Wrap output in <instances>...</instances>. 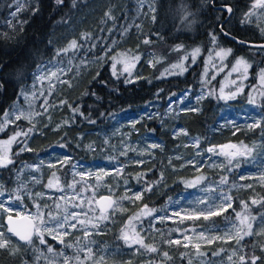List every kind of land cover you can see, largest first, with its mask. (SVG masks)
Segmentation results:
<instances>
[{
    "label": "trees",
    "instance_id": "1",
    "mask_svg": "<svg viewBox=\"0 0 264 264\" xmlns=\"http://www.w3.org/2000/svg\"><path fill=\"white\" fill-rule=\"evenodd\" d=\"M107 1L110 8L113 6L122 8L118 22L123 18L125 9L132 13L138 4V0H77V7L73 8L71 0H65L64 5H57L55 0H37L34 8H38L39 11L34 12L33 9L23 14L26 23L18 25L11 36L0 34V117L20 98L23 90L30 89L35 82L37 68L43 62L54 58L56 49L66 47L73 39L79 42L82 40L84 27H87L94 15L101 11L100 4ZM223 3L231 4L234 9L232 16L225 22L227 13L215 8V5ZM154 5L155 20L148 18L140 32L133 27L119 44L122 51L133 49L141 52L142 58L139 62L141 77L127 82L126 73L116 72L117 74L113 75L111 62L108 59L86 65L76 84L62 94L63 101L67 103L63 104L60 111H52V119L46 120L40 131L30 135L29 148L33 151L21 152L16 156L14 154L18 152V144L15 145L12 151L15 164L9 165L8 169L0 168V174L8 189L11 188V184L18 182L14 178L19 164L23 161L36 162L40 153H47L57 146L67 150L74 158L93 161L104 154V143L99 139L98 133L110 127L113 116L139 110L152 102H158L162 108H165L171 99H175L185 90H190L191 94L195 95L202 87L208 86L213 95L202 101V109L199 111L175 115L166 122L158 119L152 121L141 119L137 124L141 133L151 131L156 134L164 142L165 149L156 150L158 159L135 166L133 170L128 167L131 174L127 173V176L134 183L146 184L160 180V174L163 173V180L155 184L152 191L145 193L143 199L138 202L141 206L147 204L149 208L159 209L168 198L186 189L187 169H171V165L166 160L168 150L177 144V139L171 132L173 126L177 122L183 123L191 135L201 138L204 147H208L210 141L224 140L225 134L232 133L230 130L211 131V126L216 124L223 108V102L217 96L221 76L218 75L214 79L205 77L204 59L214 46L232 48V53L226 58L228 66L238 56L244 57L252 64L248 90L239 95L240 100L245 102L249 99L250 86L255 85L259 89L256 75L261 68H264V51L238 45L223 35L220 29V25L224 22L222 25L225 30L241 39L264 41V34L256 25L244 22L245 13L251 8L252 0H214V4L210 0H154ZM210 33L217 36L216 44H213ZM145 39L150 40L151 43H143ZM177 46H182L181 50H174ZM192 48H199L201 52L192 65H189L192 60L188 55L186 72L170 77L162 76L161 72L166 66L182 59L185 50ZM149 50L157 55V62L153 66L147 63L148 58L145 54ZM257 101L261 104L264 114V97L259 95ZM75 108L79 111L74 113ZM60 121L64 123L58 127ZM31 127L32 125L26 121L18 120L10 124L1 137L13 134L17 130L27 131ZM262 135L264 134L261 128H256L250 132L240 131L230 139L236 142H250ZM92 146H96L94 150ZM60 172L69 177L68 166ZM200 172L209 174L213 178L222 177L225 173L218 170L207 171V169ZM234 172V179L237 181L236 169ZM137 174H144L140 182L136 180ZM232 195V208L223 215L212 217V224L219 223L222 226L229 217H235L233 209L237 212L242 211L241 201L248 202L252 215L259 217L261 207L252 205L251 200L264 198L263 185L255 189H236ZM119 225L120 223H112L111 230L107 231L108 233L98 234V238L108 237L114 245H122V241L118 238ZM156 240L154 242L160 245L161 249L168 251L176 263L187 264V256L181 255L184 253L182 246L166 244L164 236L159 234ZM48 241L53 242L54 247H58L55 241L51 239ZM229 245L232 246V242ZM261 245H264V237L254 240L251 236L245 237L235 248L240 249L241 255H245L246 259L253 254L261 257L257 264H264V251H261ZM35 254L29 249L26 254L23 249L16 256L0 251V264H21L22 260L33 261ZM235 264H239V259Z\"/></svg>",
    "mask_w": 264,
    "mask_h": 264
},
{
    "label": "rangeland",
    "instance_id": "2",
    "mask_svg": "<svg viewBox=\"0 0 264 264\" xmlns=\"http://www.w3.org/2000/svg\"><path fill=\"white\" fill-rule=\"evenodd\" d=\"M36 2L37 0H19V6L21 10L17 12L18 0H0V34L11 36L17 26L21 24L20 22L24 21L23 14L31 12L34 9ZM150 4L155 9L154 0H144L143 4H141L140 0H138V4L134 7L132 13H130L128 9H125L123 18H121L118 22V15L122 11V8L120 6L116 8L113 6V8H110L108 1L104 4L101 3L99 6L101 11L94 15V18L88 23L87 27H84L83 34H91V40H80V43L83 44L84 47L79 49L74 56L70 52L68 56L51 58L43 62L35 72V75L38 74L39 69L51 60L59 59L63 61L64 65H67L69 58H71L72 70L68 72V74L64 76L63 79L70 80L72 86L69 87L67 84H57L56 91H54L51 96H47V92H45V96L48 98V103L53 105V107H49L45 112L44 108H42L45 97L39 95L41 86L35 81L34 83H36L37 98L34 100L31 99L30 93L33 88V83L29 90L25 89L22 91L29 94V99H25V97L20 94V98L14 102L6 112L11 113L15 108H21L25 113L33 111L41 113V115L32 117L31 122L24 118L20 119L31 124L32 127L35 125V128L32 132L33 135L37 131H40L46 120L52 119V111H60L62 109V94L69 91L76 84L80 73L83 71V68L86 65H92L94 63L102 62L108 59L111 62L112 68V64L114 63L112 57L115 56L119 58V54L127 52L139 55L141 60V52H137L133 49H131V51H122L119 48V44L124 39V36H126L133 27H136L137 32H140L143 30L147 19H152L155 11H150ZM109 11L115 19H110L105 15V13ZM13 12H17L15 17L12 16ZM261 12H264V10H257L256 15H254L251 18V21L248 23L254 24L257 27H264V19L261 18ZM130 15L131 17H129ZM92 44H96V47L92 48ZM109 48H111V51L107 52V55H105V51ZM219 48L228 49V47H223L221 45L214 46L204 59L203 71L205 77L207 78L216 77L218 75L221 76V82L219 83L217 94L218 97H221L222 95L227 96L229 92L235 91L236 84L232 83L233 80H235L237 84L241 83V81L238 79V73H232L230 76L228 74L231 71L232 66L235 64L236 59L242 56L236 57L232 64L228 66L226 63L227 57L221 58L216 56V52L219 50ZM193 49L196 48L185 50L183 57L190 55L192 60L191 53ZM145 55L148 58L147 63L149 66H153L157 62V55L152 50L146 52ZM98 57H102V59H98ZM182 59L179 61H174L170 65L166 66V68H164L161 72L162 76L170 77L175 74L186 72L188 69L186 66L187 60H183V65L186 69L184 71H181L179 68L172 67L173 65L180 64ZM196 59L197 56L195 61ZM81 60H83L85 63L80 64ZM140 60L136 62L135 66L130 69L131 75H129L128 72L123 71L122 64L116 65V72L126 73L127 80H136L137 78L141 77V70L139 68ZM248 62L250 63V61ZM194 63L195 62L191 61L189 62V65ZM221 64L224 65L222 71L219 70ZM251 70L252 64L251 68L248 70V78L243 81V84L245 85L243 93L247 89L248 82L251 79ZM253 86L255 85L250 86L248 93L249 99L251 97H255L256 105L249 104V99L245 102L241 101L239 98L240 94L237 95L235 99L219 98L223 102V108L218 115L216 124L211 126V131H232L230 134H225L224 140H217V142L212 140L210 141V144L207 145L208 147H204L201 143V138L191 135L184 127L183 123L177 122L173 126L171 132L177 139V144L168 150L166 160L167 163L171 165V169H187V177L185 179L186 189L168 198L165 204L162 205L161 208L156 209L157 211L154 213L155 216H168L171 217V219L164 221L154 220L151 231H148V221L152 220V217H148L144 221L145 231H143L141 235L146 238V243L156 246L159 251L157 253H148L142 249L139 253H137L135 252L134 248H129L125 244L120 246L114 245L110 238L103 237L100 239L98 238L97 234L94 233L91 236V239L95 241V243L92 245L94 260H99V258L103 256L104 264H179L176 263L174 259H169L162 255L163 252L168 251L161 249V246H158L154 242L157 241L156 236L158 234L163 235L165 240H182L183 238L180 232L171 230L176 228H187L189 229L188 235L192 236L193 243H196L197 241L195 239V234L190 230L193 226L196 227L197 232L213 228L215 230L211 232L212 235H224L226 230L232 228V222L236 219V217L233 216L229 217L226 223L220 226L219 223L212 224V218L211 220H208L209 222L201 218L197 221L185 220L184 223L181 224L179 223V218L173 215V213L176 211H181L183 214L184 211H191L192 208L196 206V201L199 199H207L209 203H212L218 195L222 194H229L233 198L232 192L236 189H255L259 185L264 186V182L261 181V176L264 175V135L257 137L250 142H242L243 144L248 145L250 148H253L252 155L246 157H237V160H234L231 164L228 163L225 157L205 151L207 148L214 145L219 146L228 143L239 145L241 142H236L230 139V137L234 135L233 133L236 134L240 131L250 132L254 130H249L246 126L252 124L255 120H259L264 114L261 109V104H259L257 101V97L259 96L258 92L252 91ZM44 87H47V81L44 82ZM221 89H223V93L221 92ZM210 95H213L211 88L204 86L195 95H192L190 90H185L175 99H171L165 108H162L158 102H152L147 106L140 108L139 110H132L122 115H115L111 118L110 127L108 129H103L100 131V133H98L99 139L104 143V154L102 156H98L93 161H84L74 158L72 154L60 146L50 149V151L47 153H40L36 162H29L25 160L19 164V169L16 172V178H14V180H17L18 182L11 184L10 189L6 187L5 180L0 174V185H3V190L5 192L4 197H0V200H7L10 196H13L16 193L17 189H20L21 185H24V188L21 189L20 194L24 196L23 205L27 206V209L35 211L33 199H36L41 205L47 204L51 206L50 209H45L46 213L49 210L53 211L54 213H63L65 202L59 201L57 198L60 196H73L72 190L69 189L67 185L72 183L74 174L76 173H85L83 181L76 185L77 192H80L84 187L85 181L88 185L92 186V188L87 192L81 193V196L85 199L92 195L93 190L95 191L97 199L103 194H109L117 199L125 193L126 188H130L132 192L141 191L145 187V182L141 184L132 182V179L128 178L127 176V173L131 174V170L128 171L127 168L130 167V169L133 170V167L135 166H141L146 162L158 159L156 150L162 151L165 149V144L156 134L151 131H144L141 133L139 127L137 126L138 122L141 119L150 121L158 119L161 122H166L169 119H172V117L175 115L180 116L182 113L189 112V108H197L200 110L202 109V101ZM30 103L31 107H29ZM63 123L64 121H60L57 126L60 127L63 125ZM233 125L239 126L240 130L237 131L236 127ZM182 131H186L188 134L183 135ZM4 132H0V140H6L12 135L8 134L6 137H1ZM197 138L199 139L198 147L194 144V141ZM26 139V144L29 147L30 139L29 137ZM152 144H158L161 147L152 148L150 147ZM15 145L17 144L13 143L10 146L11 153ZM22 146V144H18V151ZM95 147L96 146H92V150H94ZM122 153H126V155H122ZM177 157L180 158L177 159ZM63 160H66V162L62 164L61 161ZM41 161L43 163H41ZM136 161H144V163H135ZM169 161H171V163ZM188 161H193L194 163H188ZM237 161H239V167H236ZM37 165H39V170L36 169ZM50 165H54V167H51ZM67 166L69 177H66V174L60 172ZM117 168L122 170L121 175L116 174ZM203 169H207V171L218 170L225 173L222 174V177L213 178L209 174H202L200 171ZM234 169H236L237 181L234 179ZM53 172H55L56 175L60 177V182L65 189L64 192H59L55 189H48L45 187ZM87 173L100 174V181H97L96 175L90 176L87 175ZM104 173H108V175H104ZM198 177L204 178L201 183L197 184L195 187L187 186V182L195 181ZM224 177L227 178L228 183L220 184V180ZM241 177L244 178L242 179ZM33 178L39 180L40 183H34ZM75 179L80 181L81 177L79 175H75ZM125 180L127 181V184L124 183ZM246 185H252V187H242ZM109 188L111 189V192L109 191ZM206 188L213 189V191H204ZM29 192L32 193L31 197L27 195ZM37 192L46 193L45 198L41 200L36 197L35 194ZM129 195H131V192ZM49 196L52 197V199H48L47 197ZM139 201L140 200L136 201L134 204L127 200L122 201L121 203L126 211L118 212L115 216V222H109L107 228L102 234L108 233L107 231L111 230L112 223H120V231L127 218L132 214L139 212L143 207L139 205ZM215 202L219 203L220 201L215 200ZM56 203H60L62 207L57 209L55 207ZM66 207L68 211H80L77 208H73L72 203H68ZM199 207H204V205H199ZM19 210L23 212L24 208L20 207ZM13 215H15V213H13ZM2 219L3 218L0 217V222H2ZM201 220L203 221L199 223ZM259 228L260 223L259 218H257V221L253 224V231L257 232L259 231ZM76 237H81V241L84 243L83 233L80 231H73L71 236L65 237V243H75ZM252 237L254 240H259V238L264 237V235H254ZM45 238L55 241V243L58 245L56 248L54 247L53 242L48 241L49 244L53 246L54 251L59 252L61 249H63L67 255H74L72 249H65L64 245L59 244L58 241L53 240L51 237L46 236ZM231 242L232 246L229 245ZM200 243V251L202 253H206V255H196V250L191 247V245L188 248L182 247L184 253H186L187 256V264H189V260H191V264H234V262L238 260L239 255H241V250L235 248L237 245L235 240L229 242L215 241L212 244H206L203 242ZM36 247L40 249H46V245H40L38 241H36ZM28 249L33 250L31 248ZM221 249H223V251H220ZM21 250H23V248ZM208 250L209 252H207ZM233 250H235L238 255L233 256L232 260L230 261L228 257L232 255ZM215 252H219V255H214ZM168 254L169 257H171L169 252ZM46 255L51 257V254L46 253ZM81 258H83V253H81ZM27 262L28 264H33V261ZM39 264H46V262L42 259ZM53 264H62V258H55L53 260ZM87 264H92V261H88Z\"/></svg>",
    "mask_w": 264,
    "mask_h": 264
},
{
    "label": "snow or ice",
    "instance_id": "3",
    "mask_svg": "<svg viewBox=\"0 0 264 264\" xmlns=\"http://www.w3.org/2000/svg\"><path fill=\"white\" fill-rule=\"evenodd\" d=\"M141 4L144 3V0H140ZM210 2L214 3V0H210ZM57 5H64L65 0H55ZM71 6L73 8L77 7V0H71ZM150 11L154 12L155 9L149 5ZM21 10L19 6H17V12ZM220 12L227 13L229 16L233 13V6L228 3H223L220 5ZM257 10H264V0H252L251 8L248 12L245 13L244 22L248 23L251 21V18L256 15ZM39 11L38 8H34V12ZM17 12H13L12 16L15 17ZM110 19H115L111 12L105 13ZM261 18L264 19V12H261ZM152 19L155 20V16H152ZM219 19V17L217 18ZM66 22V21H65ZM21 24L26 23V21H21ZM259 27V26H258ZM221 32L225 36H230L224 26L220 25ZM22 30V29H21ZM259 30L262 34H264V27H259ZM211 40L213 44L217 43V36L214 33H210ZM91 34H82L81 39L88 41L91 40ZM233 41L246 47H256L261 51H264V44L260 45H252L246 41L238 40L236 37H232ZM115 43V42H113ZM143 43L148 44L151 43L150 40L145 39ZM84 45L81 44L78 40H71L68 42L67 46L62 49H56L55 57L59 58L62 56H68L71 52L73 56L78 52L79 49L83 48ZM96 44H92V48H95ZM182 46H177L176 51L181 50ZM91 50V49H89ZM111 51V48L105 51V55L107 52ZM200 53V49H193L191 53L192 61L195 62L196 56ZM232 53V49L228 48H219L216 52L217 57H227ZM98 59H102V57H98ZM188 56H184L181 63L177 65H173V68H179L181 71L186 70L183 65V60H187ZM114 63L112 64L113 75H116V65L122 64L123 71L128 72L131 75L130 69L135 66V63L140 60V56L136 54H131L130 52L119 54V58L112 57ZM83 60L80 61V64H84ZM224 65L221 64L220 71L223 70ZM251 68V64L245 60L243 57H239L236 59L235 64L232 66L231 71L229 72V76L232 73H238V79L241 83L237 84L235 80L232 81L233 84H236L235 91L229 92L227 96H221V99H235L237 95L242 94L244 91L245 85L243 81L248 78V70ZM72 70V59L69 58L67 65L63 64L62 60L56 59L51 60L47 64H44L40 69L38 74L35 75L36 83L40 84L39 95L44 96V102L42 104V108L46 112L49 107H53L48 103L47 96H51V94L56 91L57 84H67L69 87L72 86L70 80L63 79L64 76L68 74ZM99 75V73H97ZM213 79L215 77H212ZM257 80L259 84V89L256 86H253L252 91L258 92L261 97H264V68H261L257 73ZM47 81V87H44V82ZM127 82H132L128 80ZM36 83L33 84L32 91L30 93L31 99L37 98L36 91ZM45 92H47V96H45ZM223 93V89H221ZM21 95L25 97V99H29V94L22 92ZM66 101H61V104H66ZM249 104L256 105L255 97H251L248 100ZM31 107V103L29 104ZM71 107V105H69ZM79 109H73V112H78ZM188 111L196 112L199 111L197 108H189ZM36 115H41L39 112H28L25 113L21 108H15L11 113L5 112L2 117H0V132H4L10 124L15 123V121L20 120L21 118L27 119L31 122L32 117ZM83 115V113H80ZM50 119V117H49ZM68 123V121H65ZM264 115L261 116L259 120H255L252 124L247 125L246 127L249 130H253L255 128H261L262 134H264ZM46 126V125H45ZM134 126V125H133ZM236 127V130L239 131V126L233 125ZM59 127V126H58ZM35 125L33 127L28 128L27 131H14L11 136L6 140H0V168L8 169L9 165H14L15 160L13 159V154L11 153L10 146L13 143L22 144L23 146L19 148V151L14 155L19 156L21 152H31L33 149L29 148L26 144V139L21 140V137L28 138L32 134ZM181 134V133H177ZM183 135H187L186 131H182ZM235 134V133H233ZM195 146H199V139L197 138L194 141ZM63 146V145H62ZM91 148V145H89ZM150 147L158 148L161 147L158 144H152ZM205 151L208 153H213L215 155L223 156L231 164L234 160H237V157H246L251 156L253 152V148H250L248 145H245L241 142V144H224L219 146H212L207 148ZM122 155H126V153H122ZM199 155V153H198ZM180 157H177L179 159ZM67 159V158H66ZM66 160L61 161V163H65ZM171 163V161H169ZM41 163H43L41 161ZM135 163L142 164L144 161H136ZM188 163H194L193 161H188ZM54 167V165H50ZM30 167V166H29ZM236 167H239V161L236 163ZM36 169L39 170V165L36 166ZM116 174L121 175L122 170L117 168ZM75 175H79L81 180L78 181L75 179ZM85 173H76L74 174L72 183L68 184L67 187L72 190L73 196L66 197L60 196L57 199L59 201L65 202L64 212H53L51 210L45 212V209H50L51 206L44 204L41 205L36 199H33V205L35 211H31L27 209V206L23 205L24 196L20 194L21 189L24 188V185H21L20 189L16 190V193L13 196H10L7 200H0V217H2V222H0V251L7 252L10 256L19 255L21 249H24V253H27L28 248H31L36 253L33 264H39V262L43 259L46 264H53V260L55 258H62V264H87L88 261H92V264H104V258L101 256L99 260L93 259V249L92 245L95 243L91 239V236L95 234H102L104 230L107 228L109 222H115V216L118 212L126 211L123 208L122 201L127 200L130 203H135L138 200H142L145 193L151 192L152 188L155 184L160 183L163 180V173L160 174V180H157L152 183H146L145 187L139 192H132L130 188H126L125 193L117 198L113 199L111 195L109 196H101L99 199L96 198L95 191H92V195L88 198H83L81 196L82 192H87L92 188L91 185H88L87 182H84V187L80 192L76 191V185L83 181ZM87 175H96V179L99 182L101 179L100 174L87 173ZM104 175H108V173H104ZM144 174H137L136 180L140 182L142 176ZM242 179L244 177H241ZM203 177H198L197 180L192 182H187L188 187H195L197 184L201 183ZM261 181L264 182V175L261 176ZM34 183H40L39 180L33 178ZM127 184V181H124ZM228 180L226 177L220 180V184H227ZM234 186V185H233ZM48 189H55L59 192H64V186L60 182V177L56 175L55 172L51 174V178L48 180L45 185ZM242 187H252V185H246ZM111 192V189L109 188ZM204 191H213V189H204ZM131 192V195L129 193ZM5 192L3 190V185H0V197H4ZM30 197L32 193H27ZM39 199H44L46 193L37 192L35 194ZM48 199H52V197H47ZM215 200H219V203H216ZM232 196L229 194L218 195L212 203H209L207 199H199L196 201V206L192 208L191 211H184L183 214L181 211H176L173 213L176 217L179 218V223H184L185 220L197 221L201 218L205 221L211 220L212 217L223 215L229 208H232ZM68 203H72L73 208H77L80 211H68L66 205ZM242 211L237 212L233 209L235 213V221L232 222V228L226 230L224 235H212L215 229L209 228L207 230H201L199 232L196 231V227L193 226L190 230L195 234L196 243H193V237L188 235L189 229H180L176 228L171 231L180 232L182 235L181 239H168L165 241L170 246H182L184 248H188L190 245L196 250V255L202 256L206 255V253H202L200 251L201 243L212 244L215 241L229 242L235 240V243L239 245L241 241L245 239V237L251 236H260L264 235V198L259 200L252 199L251 204L261 207V211L259 213V217L252 215L249 203L246 201L240 202ZM199 205H204V207H199ZM20 207L24 208V211L21 212ZM55 207L60 209L62 205L60 203H56ZM157 210L154 208H149L147 204H144L139 212L132 214L127 218L123 227L119 231L118 238L128 246L129 248H134L135 252L139 253L142 249L148 253H157L159 249L145 242V237L141 235L144 229V221L148 217H152V220L148 221V231H151L153 227V221H164L167 219H171L168 216H155L154 213ZM15 213V217L13 216ZM259 218L260 228L259 231H253V224ZM139 229V230H138ZM73 231H80L83 233V241H81V237L75 238V243H65V237L71 236ZM158 231V230H157ZM46 236L51 237L53 240L58 241L59 244L64 245L65 249H72L74 255H67L63 249L59 252L54 251V248L51 244H49L48 240L45 238ZM15 238V239H13ZM36 241L39 242L40 245H46V249H40L36 247ZM220 251H223L221 249ZM261 251H264V245H261ZM46 253L51 254V257L46 255ZM81 253H83V258H81ZM162 255L166 258L171 259L169 257L168 252H163ZM182 256L186 255V253H182ZM214 255H219V252H215ZM238 255V253L233 250L232 255L228 257L231 261L233 256ZM239 264H257V261L261 260V257L256 255L248 256L246 259L245 255H239ZM21 264H28L27 261L22 260ZM189 264H191V260H189ZM235 264V262H234Z\"/></svg>",
    "mask_w": 264,
    "mask_h": 264
},
{
    "label": "water",
    "instance_id": "4",
    "mask_svg": "<svg viewBox=\"0 0 264 264\" xmlns=\"http://www.w3.org/2000/svg\"><path fill=\"white\" fill-rule=\"evenodd\" d=\"M214 4V3H213ZM220 5L221 4H219V5H215V8L216 9H220ZM233 12H234V9H233ZM233 14V13H232ZM232 14L229 16L228 14H227V16H226V19L224 20V22L227 20V19H229L231 16H232ZM223 22V23H224ZM222 23V24H223ZM227 31V30H226ZM228 32V31H227ZM229 33V32H228ZM231 34V33H230ZM224 35V34H223ZM227 38H229L230 40H232L233 41V39H232V37H236L238 40H243V41H246V42H248L249 44H252V45H260V44H264V41H249V40H245V39H241V38H239V37H237V36H235V35H233V34H231L230 36H226ZM234 42V41H233ZM236 43V42H235ZM238 45H242V44H239V43H237ZM242 46H245V45H242ZM246 47V46H245ZM252 48H256V47H252ZM102 196H109V194H103ZM101 197V196H100ZM112 198L113 199H115L113 196H112ZM99 199V198H98ZM14 217H15V215H13Z\"/></svg>",
    "mask_w": 264,
    "mask_h": 264
}]
</instances>
